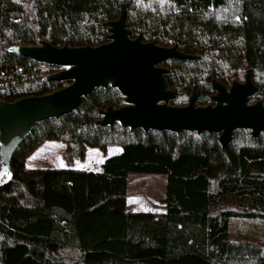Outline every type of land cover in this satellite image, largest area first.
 Here are the masks:
<instances>
[{"label": "trees", "instance_id": "1", "mask_svg": "<svg viewBox=\"0 0 264 264\" xmlns=\"http://www.w3.org/2000/svg\"><path fill=\"white\" fill-rule=\"evenodd\" d=\"M225 0H0V100L13 102L62 88L60 70L9 48L97 46L106 22L126 4L131 37L171 47L193 59L160 65L174 98L213 105L212 81L230 87L247 69L264 100V0H241L239 20L220 22ZM125 105L114 87L94 88L74 111L38 122L1 173L0 264H264V132L238 129L224 148L214 132L144 131L99 125L100 110ZM46 141L64 143L68 165L92 147L108 155L100 170L30 168ZM166 177L161 211L127 209L128 174ZM235 223L238 225L235 226Z\"/></svg>", "mask_w": 264, "mask_h": 264}, {"label": "water", "instance_id": "2", "mask_svg": "<svg viewBox=\"0 0 264 264\" xmlns=\"http://www.w3.org/2000/svg\"><path fill=\"white\" fill-rule=\"evenodd\" d=\"M126 4L116 20L106 22L108 41L97 45L57 47L40 40L33 46L9 48L34 61L60 68L48 76L67 85L40 96H27L13 102L0 100L1 173L12 178L10 161L38 122L59 118L77 109L82 98L94 88L111 86L124 97L125 105L100 110L99 125L119 123L131 130L214 132L222 148L231 142L233 133L247 129L256 137L264 132V100L249 102L257 88L246 70L244 81H233L230 87L212 81L213 105L196 106L192 92L186 105L174 106L169 101L174 93L168 88L167 69L160 64L167 59H193L195 56L132 38L126 24Z\"/></svg>", "mask_w": 264, "mask_h": 264}, {"label": "rangeland", "instance_id": "3", "mask_svg": "<svg viewBox=\"0 0 264 264\" xmlns=\"http://www.w3.org/2000/svg\"><path fill=\"white\" fill-rule=\"evenodd\" d=\"M241 0H225L224 4L218 8L216 13V19L220 22H237L239 20V7ZM64 143L61 141H46L38 147L26 160L27 165L30 168H60L70 167L76 168L77 164L65 165V161L62 158V152L64 150ZM62 148V149H61ZM94 148L88 147L86 149V155L80 160V167L85 170H94L100 162V158L93 156ZM120 147L111 148L108 153H118ZM154 176L151 178L143 177L140 180H136V177L132 176ZM165 175L162 174H135L131 173L128 179V196L133 208L146 209V210H161V199L165 195ZM238 224L235 223V226ZM242 234L248 237L250 242L259 241L264 239L263 234L249 235L247 232V226L240 225Z\"/></svg>", "mask_w": 264, "mask_h": 264}, {"label": "crops", "instance_id": "4", "mask_svg": "<svg viewBox=\"0 0 264 264\" xmlns=\"http://www.w3.org/2000/svg\"><path fill=\"white\" fill-rule=\"evenodd\" d=\"M62 149V148H61ZM94 152L92 153L93 154V156H97L98 158H100L101 156V159H100V162L98 163V165L96 166V167H98V169L97 168H95L94 170H91V171H98V170H100V166H101V164L103 163V161L105 160V158L107 157V156H109V155H112V154H114V153H108V155H103V154H101L97 149H95L94 148V150H93ZM65 163V162H64ZM81 162H80V160H75L74 162H73V165L74 164H77L78 165V167H76V169H85V168H83V167H80V164ZM65 165H68V164H66L65 163ZM72 165V164H71ZM129 175L130 174H128V176H127V183H128V179H129ZM132 177H136L135 179L136 180H140L141 178H143V177H147V178H151V177H154V176H151V175H149V176H132ZM165 181H166V177H165ZM127 209H129V210H133V211H146V209H138V208H133L132 206H131V202H130V199H129V196H128V185H127ZM154 211H157V210H154ZM161 211V210H160ZM160 211H157V212H160Z\"/></svg>", "mask_w": 264, "mask_h": 264}, {"label": "built area", "instance_id": "5", "mask_svg": "<svg viewBox=\"0 0 264 264\" xmlns=\"http://www.w3.org/2000/svg\"><path fill=\"white\" fill-rule=\"evenodd\" d=\"M63 85L65 86V85H67V83H63Z\"/></svg>", "mask_w": 264, "mask_h": 264}]
</instances>
